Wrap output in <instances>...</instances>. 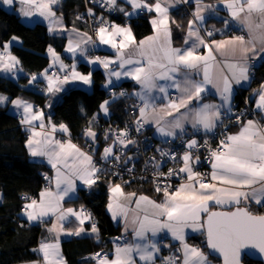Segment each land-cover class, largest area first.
Listing matches in <instances>:
<instances>
[{
  "label": "snow or ice",
  "instance_id": "6c2138e0",
  "mask_svg": "<svg viewBox=\"0 0 264 264\" xmlns=\"http://www.w3.org/2000/svg\"><path fill=\"white\" fill-rule=\"evenodd\" d=\"M59 0H20V3L27 5L28 10L23 11L24 16L39 15L45 20L54 17L52 6ZM109 7L116 4V0H106ZM133 10L147 9L154 11L157 18L151 21L155 34L144 40L136 41L132 29L129 26L120 27L112 24L105 26L102 22L96 31V37L100 44L109 45L115 50V59L96 57L89 59L90 64H100L106 70L110 65H117L120 69L108 71L109 77L121 76L131 77L142 86V92L136 93L143 102L140 108V119L137 121L138 128L142 126L141 121L153 120L157 130L162 136H175L176 129L180 134L184 131V122L191 120L193 127H202L206 132L217 127V121L221 120V108H227L230 112V102L233 95V84L242 85L250 82L254 77L256 61L264 62V0H220L224 4L232 21L238 22L247 30L248 38L243 35L233 36L229 39L212 40L207 43L201 36L200 31L194 28L196 21H203L201 14L204 8H211L212 5L200 6L197 0V8L193 13L194 19L188 21V33L185 38L186 48H174L171 44V29L169 28L168 7L162 6L161 0L149 4L146 0H128ZM167 3V0H164ZM5 5H11L14 0H2ZM91 12V10H89ZM124 11V9H120ZM126 16L132 13L124 12ZM79 18V17H78ZM58 22V21H57ZM174 22V21H173ZM229 25V21H224ZM51 27L49 31H51ZM209 31L207 35L212 36ZM85 36L87 34H84ZM12 37V40H17ZM81 43L87 45L93 43L92 38L82 39L73 45L70 41L67 51L75 54L77 50L81 55L85 49L80 47ZM207 49V54H200L197 48ZM9 44L3 45V52H0V69L5 72H12L19 60L8 53ZM53 58V64L60 63V71L64 72L63 78L58 75L48 76L46 69L42 75L48 83L49 93L60 92L62 85L70 81H81L85 85L92 83V73L87 75L77 72L75 63L71 71H65L68 67L60 61V57L49 48ZM224 57L223 63L217 61V55ZM52 67V65H50ZM225 69L227 71H225ZM202 71L203 79L196 80L194 77ZM178 77H183L178 79ZM32 76L29 83L36 80ZM162 80L166 84H157ZM111 79L108 84H111ZM212 85L219 93L222 104H200L193 108L192 105L200 101L205 92V86ZM108 85L106 84L105 87ZM174 87L180 95L171 98L168 89ZM153 89L164 93V99L169 102L157 110L153 104L155 97L150 94ZM125 95V93H120ZM256 108L264 112V83L260 85L257 93ZM8 98L0 95V103ZM11 103L18 109H23L22 124L29 126L31 135L26 147L32 157H45L55 170V177H45L50 182L55 180L56 191L46 188L39 194V200L31 199L23 208L28 220L41 221L46 216L56 215L58 222H63L69 216H76L80 223H84L83 209L80 212L72 208L63 209L61 201L70 197V193L77 191L75 181L79 180L83 185L91 188L98 179L100 171L92 159V156L81 151L76 145L69 142L54 140L49 134L35 131L34 121H40L39 127L44 129L43 114L34 111L33 105L15 99ZM109 101H104L100 109L107 114ZM151 108V112L148 110ZM184 109V112H181ZM173 113H176L174 116ZM172 117L171 120L165 119ZM95 119V117H93ZM239 131L234 134H227L220 141L216 149H209V162L211 164L210 180L203 174L194 171L192 167V156L185 153L183 156L184 165L178 171L169 169L168 175L186 174L183 182L174 190L171 185L161 188L156 186L155 191L163 193V200L157 202L148 196L136 193H125L121 185L110 186V197L108 210L112 213L114 220L123 217L125 228L131 214V224L136 243H126L123 246L117 245L109 258L108 253H95L92 257L97 264H138L136 257L143 264H155V254L159 247L152 242L147 233L151 232L154 237L157 232L167 229L174 239L179 240L181 247L177 252L182 251V257L170 256L164 258L163 264H208L207 257L198 248L189 246L184 239V229L191 227L194 231L203 230L206 232L207 245L210 249L219 252L224 258V264H241L244 250L255 249L264 256V215L254 214L248 207L251 203L264 206V124L259 121H241ZM51 131L55 132L57 127L51 124ZM91 125V122H90ZM59 130L67 132L64 124L59 125ZM85 135L96 138V133L91 126L86 130ZM107 138V137H106ZM116 141L124 144L133 143L127 139V132L121 131ZM207 144V141H205ZM197 142H188L189 149L195 148ZM113 155L111 146L104 149L102 158L107 159ZM164 155V153H162ZM117 160L120 158L116 157ZM199 161V157H196ZM135 203V208L131 207ZM212 204L235 205L234 211H210ZM206 213V218L202 216ZM89 219L90 216H84ZM57 225L54 223L49 232H56ZM61 230L63 225L61 224ZM83 229H78L75 234L79 235ZM92 232L97 229L93 225ZM119 239V238H117ZM36 251L43 254L44 264H64L63 257L59 251V239L55 243H41Z\"/></svg>",
  "mask_w": 264,
  "mask_h": 264
},
{
  "label": "trees",
  "instance_id": "16d2710c",
  "mask_svg": "<svg viewBox=\"0 0 264 264\" xmlns=\"http://www.w3.org/2000/svg\"><path fill=\"white\" fill-rule=\"evenodd\" d=\"M82 8L81 0H65L61 2L56 11L62 14L66 24H70L72 19L81 23L77 18V13ZM109 20L116 25L125 23L118 14L110 17ZM127 23L131 25L136 39H141L151 32L149 23L144 17ZM14 36L20 40V45H13L10 52L19 60L25 75L17 81L0 76V93L11 100L19 98L28 101L44 110L51 116V122L54 125L64 124L70 133L69 138L83 146L85 136L81 138L78 134L85 126H89L90 122L93 124V117L99 113L100 105L106 101V90L102 87L104 80L102 73L99 70L92 72L93 84L90 92L72 88L62 94L59 101L53 103L49 96L33 88L25 87L28 83V76L40 73L48 67L49 59L45 55L48 46H53L56 51L60 52L63 40L51 38L44 24L37 23L27 26L16 14L0 6V46ZM262 82H264V62L257 67L251 87L256 88ZM120 86L129 90L127 83ZM108 109L111 119L121 117L118 102L110 103ZM93 131L99 143L102 136L97 129ZM26 139V132L19 125L18 118L10 113L7 107L0 106V192L3 196V201L0 203V264L36 261L38 255L35 249L43 235V226L31 225L20 218L25 205V201H22L20 196L27 194L36 198L38 193L46 188L43 173L49 170L44 164L30 159L25 146ZM97 175L95 186L89 190H80L77 198L70 202L72 205L82 206L84 211L90 213L91 226L95 225L97 229V239L84 237L63 241L61 250L66 264H86L85 260L88 255L100 250L110 251L112 249L110 238L119 235L121 228L120 225L114 224L106 210V189L109 185L119 184L125 192L145 194L155 198L162 195V192H156L145 180H135L122 185L110 174L98 172ZM249 209L254 214H264V206H250ZM188 241L190 243L199 242L197 237H190ZM200 244L203 251L207 253L204 237ZM211 259L219 264L218 260ZM243 263L261 264L246 259Z\"/></svg>",
  "mask_w": 264,
  "mask_h": 264
},
{
  "label": "crops",
  "instance_id": "0c3cea01",
  "mask_svg": "<svg viewBox=\"0 0 264 264\" xmlns=\"http://www.w3.org/2000/svg\"><path fill=\"white\" fill-rule=\"evenodd\" d=\"M18 1H20V0H14L13 4L5 5L2 3V0H0V6H2L4 9H6L9 12H13L12 9L16 8L15 2H18ZM146 2L149 4H154L156 2V0H146ZM161 2H162V6H166L169 9V11H168L169 28L171 29L172 47H174V48L189 47L190 45H185V38H186L187 33H188V21L194 19L193 13L196 11V8H197V0H167V3H165L164 0H161ZM60 4L61 3L59 0V2L57 4L52 6V10L55 11V12L53 11L55 13L54 17H50L48 20L42 19V21H40V22H42V24L46 25L48 34L51 38L63 40V42H62L63 44H62V48H61L60 52L56 51L53 46H48V48L46 49L45 55L49 59V65L46 69L49 70L51 68H53V69L55 68L56 70H58L59 73L64 74V72L60 71V63L53 64V58L49 52V48H51L60 57V61L64 65L68 66L65 69V71L70 72L71 66L73 65V63H75L76 71L80 72L81 74H84V75H87L88 73H92L93 71L99 70L104 77V80L102 82V87L105 90H108L110 88H116L117 86H120L123 83H127L131 96L140 99V97L138 95H135V94L142 92V86L139 83H137L135 80H133L131 77L121 76L119 79H117L114 76L109 77L107 75L108 71H110L112 69L119 71L120 69L118 68L117 65H110L109 69L106 70L102 65H100L98 63L97 64L88 63V60L92 59L90 57V54L92 53V51L106 55L107 59H115V50L112 49L109 45L100 44L99 40L96 37V34L92 37V35L88 29V26H86L85 24L78 23L74 19H72L70 24H66L64 19H63L62 14H60L56 11V9L60 6ZM206 5H212L213 7L204 8V11L201 13L203 15L204 19H203V21H196L194 28L198 29L200 31L201 36L205 39V41L207 43H211L212 40L229 39L233 36H238V35H243V36H245L246 39L248 38L247 30L244 29L243 26L240 25L238 22L231 20V17L228 13V10L224 6V4L220 2V0H200V6L201 7H204ZM120 9H124V11H120ZM116 11H117V14L121 18H123L124 20H128V21L136 20L138 18L139 12L143 11L142 17H144L148 21L151 32L148 35L142 37L141 39L135 38L137 42H139L140 40H144L148 36H153L155 34L152 23H151V21L153 19L157 18V14L154 11L149 12L147 9L133 10L132 5L128 2V0H116ZM124 12L132 13V15L126 16L124 14ZM225 20L229 21L228 26L225 25V23H224ZM50 26H53L55 28L53 30L52 34L49 31ZM118 26H120V27H125V26L131 27V25L128 23L119 24ZM131 29H132V27H131ZM209 31H211L213 33L212 36H210V37L207 35V33ZM132 33H133V29H132ZM84 34H87V35L85 36ZM88 37L92 38L93 43H89L87 45L81 43L80 47L82 49H85L84 55H81V52L79 50H77V52L75 54L67 51V48H68L70 41L73 43V45H75L76 42L81 41L82 39H87ZM175 41H177V42H175ZM8 42H10V41H8ZM18 45H20V43ZM11 47L8 48V53H10V54H11V52H10ZM0 52H3V46H0ZM197 52L200 54H207V49H204L201 46V47L197 48ZM216 55H217V61L220 63H223L225 58L221 57L218 53ZM256 63L259 66L262 62L256 61ZM50 65H52V67H50ZM45 70L41 71L40 73H36V74H32V75L28 76V83H27L25 88H33L36 90L37 86H41L42 92H40V93L44 94L45 96H49L51 98V102H53V103H56L57 101H59V98L62 96V94L66 93L69 89L79 88V89H83L87 92H90L92 90L93 81L90 85H85V84H83V82L77 80V81H70L69 83L63 84L61 86L62 90L60 92L49 93L47 91V87H48L47 80L42 75V73H44ZM225 71H227V70L225 69ZM11 74H13V75H11ZM24 75H25V72L22 69L20 63L15 66V68L13 69L12 72H5L2 69H0V76L1 77H5V78L11 79L13 81H17L20 77H22ZM33 75H35L37 77V79L32 81V84L29 85L30 84L29 81L31 80ZM182 78L183 77H178V79H182ZM194 78L198 81L202 80L203 79L202 71L199 75H196ZM109 79H111V81H112L111 84H108ZM156 83L163 85V84L171 83V82L158 80V81H156ZM262 83H264V82H262ZM106 84L108 85L107 87H105ZM260 85L256 88L250 89V82L243 83L242 85L233 84V95L231 97L230 107L232 108L236 105L237 93L239 91L249 90L251 102H252L253 108L257 114L256 119H254V118H250V119L254 120V121H259L261 124H264V112H261L259 109L256 108V100L258 98L257 93L260 89ZM172 93H176L177 94L176 97H178L180 95V93L174 87L168 89L169 97H171L170 95ZM0 95H3V96L8 98L4 103H0V106L7 107L8 111L10 113H12L13 115H15V117L18 118L19 125L26 132V136H27L26 142H27L29 136L31 135V132L29 131L28 125L21 123V120L23 119V109L22 108L18 109L16 106H14L11 103L12 100L8 96H6L2 93H0ZM150 95L152 97H155V99L153 100V104L155 105L157 110L163 108L169 102L167 99L163 98L165 94L159 92L157 89H153ZM176 97H171V98H176ZM26 102H28V101H26ZM28 103H30V102H28ZM30 104H32V103H30ZM200 104H215V105L222 104V100H221L219 93L216 91V89L212 85H206L205 86V92L202 94L200 101L193 104L192 107L193 108L198 107ZM33 108H34V111H38V112L43 114L42 118H43V122L46 126L44 129H41L39 127L40 121H34L33 125L35 127V131L47 133L51 137H53L54 140H56L57 136H60L61 140H59V141H61V142H69L70 141L71 143L76 144L81 149V151L90 155V149L94 148L97 144L96 138L93 140L91 137H88L85 135L84 145L83 146L79 145L78 143H76L75 141H73L72 139L69 138L70 133H69L68 129H67V132H64V131L59 130V125H55L57 127V130L55 132H52L50 125H47L48 124L47 123V120H48L47 112H45L44 110H42V109H40L34 105H33ZM225 110H227V108H221V112L225 111ZM148 111L151 112V108ZM184 111H185L184 109H181V112H184ZM107 114H105L100 109L99 113H97L94 117L106 116ZM173 115L175 116L176 113H173ZM165 119L171 120L172 117H166ZM247 120H249V119H246L244 122H246ZM51 124L54 125L52 122H51ZM143 124L145 125L147 130L150 132V134L153 136L154 140L158 143H169V142L176 140L179 136L182 135V134H180V129H176L175 131L177 134L175 136H162L157 130L156 123L151 119H148L147 122H143ZM218 124H219V121H217V126H218ZM239 128H240V126H238L236 129L232 130L230 132V134H234V133L238 132ZM186 130H192V131L200 130L201 132H203V134L205 136H208L215 130V128L212 131L206 132L202 127L197 126V128H194L192 121L187 120L184 122V131H186ZM26 142H25V146H26ZM26 150H27V153H28L30 159H32L33 161H37L39 163L44 164L49 169L48 172L43 173V178H45L46 176L52 177V178L55 177V170L52 168L51 164L48 163L47 158H45V157H32L29 154L27 147H26ZM183 156H182V158H183ZM211 171H212V169H211V164H210V167L208 168L209 174L211 173ZM182 176H183V178H185L186 174L182 173ZM75 183L77 186V191L74 194H71V193L69 194L71 198L65 197L64 200L61 201V206L63 209L72 208L74 211L80 212L81 209H83V207L72 205V204H70V202L74 201L77 198L80 190H89L93 186H95V184L91 188H89L86 185H83L82 182H80L79 180H76ZM115 185L116 184H111L106 189V194H107L106 210H107L108 214L110 215L114 224L120 225V228H121L120 234L110 238V242H111V246H112V249L110 251L100 250V251L95 252V253H98V252L99 253H108L109 258H111V254L117 245L123 246L126 243L141 242L135 238V234L133 231L134 226L131 224V214L129 216V222H128L127 230H126L124 218L120 217V218H118V220H114L112 217V213L108 210L109 197L111 195L110 186H115ZM46 188H44L43 190H45ZM49 188H51V190L53 192L56 191L54 179H52L51 186ZM43 190H41V191H43ZM40 192L38 193V196L35 198L36 200H39ZM125 193L127 194V193H134V192H125ZM136 195L138 197L140 195H145V194H136ZM145 196H148L150 199L156 200L157 202H161L164 198L163 193L158 198H155V197L150 196V195H145ZM2 201H3V196H2V193L0 192V203ZM26 203H30V202H25V204ZM250 206H260V205L255 204V203H251L250 205H248V207L250 208ZM131 207L135 208L134 202L131 204ZM234 207H236V206L235 205H222L221 206V205L212 204V206L210 207L209 210L210 211L227 210V209H231ZM83 213H84V216H90L89 219H85L84 216L81 217V219H84L83 224L80 223V220L77 219L76 216H69L67 220H65L63 222H58L57 221L58 213L56 215L50 214L49 216L44 217L43 222H41L39 220L30 222L28 220L27 216L24 214L23 209L20 213V218L23 219L24 221L28 222L31 225L38 224V225L43 226L42 227L43 235L41 236L35 250L39 249L42 242L43 243H55L56 239L58 237L60 255L63 257L64 264H66L65 256L61 250V244L63 241H68L71 239H79V238H84V237H95L97 239L98 233L92 232V228H93L91 226L92 217H91L90 213H88L84 210H83ZM206 215H207L206 213H202V216L205 217ZM54 223L57 225L56 232H49V229L52 227V225ZM61 224L63 225V230H61ZM81 228L83 229V231L80 232L79 235H76L75 232ZM147 236L149 237V239L152 242H155L158 247H159L160 238L162 236H166L168 246L165 249V251H166L167 255L163 254V257H165V258L170 257V256L182 257V251L177 252V249L181 247L180 241L174 239L172 234L167 229H164V230L157 232V234L154 237L152 236L151 232L147 233ZM190 237H197L199 242L198 243H190L188 241V239ZM202 237H204V231L203 230L194 231L191 227L184 229L185 242L189 246L198 247L207 257L208 264H211L210 263V261L212 260L211 257H209L208 254L203 251L202 245L200 244ZM117 238H119V239H117ZM36 253L38 255V259L36 261L19 263V264H44L43 254L38 252V251H36ZM95 253L88 255L86 257V260H85V261H87L86 264H97V261L92 259L93 255ZM159 255H160V247H159V252L157 254H155V257H154L155 264H159L158 263L159 262ZM136 259H137L138 264H143L142 261H139L138 257H136Z\"/></svg>",
  "mask_w": 264,
  "mask_h": 264
},
{
  "label": "built area",
  "instance_id": "2783aa9c",
  "mask_svg": "<svg viewBox=\"0 0 264 264\" xmlns=\"http://www.w3.org/2000/svg\"><path fill=\"white\" fill-rule=\"evenodd\" d=\"M81 1L83 2V8L77 13V18L79 17L78 20L88 26L91 35L97 31L102 22L105 26L115 24L114 22H110L109 18L117 15L116 4L109 7L106 0ZM142 16L143 11H140L138 18ZM124 21L125 23L128 22V20ZM90 57L92 59L96 57L106 58V55L92 51ZM257 67L254 69V74L256 73ZM47 74L48 76L55 74L61 78L64 75L53 68L49 69ZM36 90L37 92H42V87L37 86ZM120 93H125V95H120ZM173 96L175 97L176 94H173ZM105 97L109 101V104L118 102L121 117L111 119V114L108 109L106 116L97 117L93 122L94 125H89H93L94 129L91 127V130L97 129L103 138V140L101 138L100 142L94 148L90 149V155L95 166L100 169V174H110L112 177L117 178L122 185L135 180H145L154 189L157 185L161 188L165 185H171V188L179 186L183 182L182 173L169 176L168 172L169 169L178 171L180 167H183L184 161L182 156L185 153L191 154L194 171L205 175L210 180L208 172V168L210 167L209 149H216L225 135L230 134L232 130L240 126V123L236 119L237 116L243 122L246 119L255 118L256 116L250 95L240 91L237 93L236 105L231 108L230 112L228 110L221 112V120L223 122L221 123L219 121L217 128L210 135L205 136L200 130H186L179 138L172 142L158 143L154 140L142 121V126L137 130V121L140 119V108L143 106V102L140 99L131 96L129 90L122 86L106 90ZM47 118V125H49L51 116L47 115ZM89 126H85L78 134V137L83 138ZM121 131H126L127 139L133 141V143L125 146L117 142L116 137ZM56 140H61V137L57 136ZM191 140H195L197 146L189 149L187 145ZM205 141H207V144H205ZM109 146L113 149V155L107 159H103L104 149ZM117 156L120 157L118 160L116 158ZM196 157H199V161H196ZM126 160H128L127 163ZM44 181L46 187L51 186V182L48 179L44 178ZM20 199L25 202H31V199H35V197L22 194ZM167 246V237L162 236L159 240V264H163L165 258L163 254L167 255L165 251Z\"/></svg>",
  "mask_w": 264,
  "mask_h": 264
},
{
  "label": "rangeland",
  "instance_id": "374dc122",
  "mask_svg": "<svg viewBox=\"0 0 264 264\" xmlns=\"http://www.w3.org/2000/svg\"><path fill=\"white\" fill-rule=\"evenodd\" d=\"M16 3V8H14V9H12L13 10V13L14 14H16L19 18H20V20H21V22L23 23V24H25V25H27V26H33V25H35V24H37V23H39V24H42V22H40V21H42V19H44L43 17H41V16H39V15H32V16H24L23 15V11H27L28 10V8H27V5H24V4H22V3H20V1H18V2H15ZM60 3H61V1H60ZM54 11V10H53ZM55 12V11H54ZM45 20V19H44ZM46 26V25H45ZM51 27V31H50V33L52 34L53 33V30L55 29L53 26H50ZM96 34V32L92 35V37L94 36ZM8 44H9V47H11V46H13V45H18L19 43H20V40L19 39H17V40H15V41H13L12 40V38H11V40H10V42H7ZM55 69V68H54ZM56 70V69H55ZM57 72H58V70H56ZM11 75H13V74H11ZM255 76H256V73L254 74V77H253V79L250 81V89H253L252 87H251V84L253 83V80L255 79ZM15 77V76H14ZM32 83H30L29 85H31ZM240 92V91H239ZM244 92H246V93H248V95H250V91L249 90H245ZM173 94H176V93H172L170 96L171 97H174L173 96ZM176 96H177V94H176ZM175 96V97H176ZM251 98V97H250ZM252 107H253V105H252ZM256 117H257V114H256V116H255V118L254 119H256ZM97 119V117H95V119H94V121ZM250 119V118H249ZM93 129H94V126L92 125L91 126ZM236 129V128H235ZM129 160V159H128ZM127 161V160H126ZM176 187H178V186H176ZM176 187H172V190H174ZM210 263L211 264H216L214 261H210Z\"/></svg>",
  "mask_w": 264,
  "mask_h": 264
},
{
  "label": "water",
  "instance_id": "95a60500",
  "mask_svg": "<svg viewBox=\"0 0 264 264\" xmlns=\"http://www.w3.org/2000/svg\"><path fill=\"white\" fill-rule=\"evenodd\" d=\"M128 162V160L126 161V163ZM236 207L234 208H231V209H227V210H213V211H234ZM257 215H264V214H257ZM207 216V215H206ZM205 216V218H206ZM204 238H205V248H206V251H207V254L209 257L213 258V259H216L218 260L219 264H224V258L223 256L213 250V249H210L207 245V237H206V232H204ZM244 252L246 254H243L242 255V258H241V264H244L243 261L246 259V260H250V261H253V262H259L261 264H264V256H262L257 250L255 249H246L244 250Z\"/></svg>",
  "mask_w": 264,
  "mask_h": 264
}]
</instances>
